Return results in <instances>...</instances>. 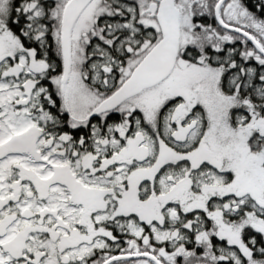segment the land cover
Here are the masks:
<instances>
[{
	"label": "snow or ice",
	"instance_id": "1",
	"mask_svg": "<svg viewBox=\"0 0 264 264\" xmlns=\"http://www.w3.org/2000/svg\"><path fill=\"white\" fill-rule=\"evenodd\" d=\"M0 264H264V0H0Z\"/></svg>",
	"mask_w": 264,
	"mask_h": 264
}]
</instances>
